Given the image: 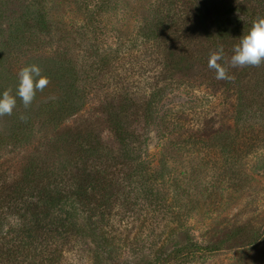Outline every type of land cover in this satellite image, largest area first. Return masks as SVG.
I'll list each match as a JSON object with an SVG mask.
<instances>
[{
    "label": "rangeland",
    "instance_id": "374dc122",
    "mask_svg": "<svg viewBox=\"0 0 264 264\" xmlns=\"http://www.w3.org/2000/svg\"><path fill=\"white\" fill-rule=\"evenodd\" d=\"M154 4L155 0H0V90L12 89L10 76L17 79L25 64H38L50 81L28 108L22 106L20 116L33 119L31 133L0 150V174L11 177L21 164L31 161L39 169L61 172L77 157V142L65 132L73 136L94 133L106 151L101 161L109 164L115 182L128 185L134 176L138 180L135 167L140 159L157 173L162 164L165 167L162 179L152 178L153 190L163 199L159 213L151 205L135 206L124 217L112 212L109 228L117 241L123 238L130 247L111 252L107 264L155 261L183 247L187 234L216 250L179 256L168 264H264V135L262 140L244 138L247 143L243 144L239 134L228 133L237 141L236 159L230 164H224L220 151L212 145L206 148L188 140L190 135L204 140L211 134L226 136L225 129L230 131L236 94L227 82L243 69L229 67L228 61L239 37L264 17V0H174L173 7L162 14ZM220 11L226 15H218ZM180 12L183 18L176 39L182 51L171 57L173 65H178L164 71L158 53L137 35L144 23L160 16L178 19ZM45 13L52 30L46 31L47 24H36V18ZM88 19L96 25L97 38L87 31ZM216 23L229 25L224 37L218 34ZM221 46L222 63L233 77L230 80L216 79L215 71L208 67L210 55ZM96 48L100 50L92 52ZM116 49L120 57L113 64L102 65L100 52ZM56 62L64 66L61 71L55 70ZM247 68L243 74L249 73L251 79H246L243 87L255 90L258 80L264 92V64ZM73 84L81 98L72 95V107L57 116L58 120L35 117L41 104L62 96V87ZM160 85L166 89L157 114L140 103L149 88ZM83 88H87L86 95L80 91ZM113 93L116 99L127 96L138 103L118 118L129 132L140 136L139 140L145 138L133 154H125L117 143L107 109ZM245 97L259 96L248 92ZM260 100L255 106L264 116V98ZM151 111L153 123L149 121ZM16 122L11 116H2L0 129L9 133ZM130 156L140 159L130 160ZM130 188L127 186L128 192ZM118 202L113 201L112 211ZM66 255L73 264H92L85 252L75 249Z\"/></svg>",
    "mask_w": 264,
    "mask_h": 264
},
{
    "label": "trees",
    "instance_id": "16d2710c",
    "mask_svg": "<svg viewBox=\"0 0 264 264\" xmlns=\"http://www.w3.org/2000/svg\"><path fill=\"white\" fill-rule=\"evenodd\" d=\"M157 1L155 0L154 5H156L155 9L159 14L168 12L174 5V0ZM159 2L166 6L161 7ZM194 7L197 12L196 4ZM220 14L226 15V12L220 11L218 15ZM160 17L154 22L144 23L139 29L137 38L141 39L144 44H149V48H153L155 53H158V64L163 66L165 71L178 65V63L173 65L171 57L178 53L177 51H182L176 38L179 36L178 29L181 28L180 20L183 16L180 12L178 19H170V16ZM231 21L235 22L233 19ZM88 23L90 29L87 31L97 38V28L94 21L88 19ZM36 24L40 27L47 24L46 31L52 30L46 13L43 16L40 14L36 18ZM216 25L218 34L220 37H224L225 28L229 25L227 23L220 25L216 23ZM90 37L88 34L89 41H91ZM13 41L19 45L17 38H14ZM121 47L123 45L119 48ZM118 49L113 52H100L102 65L105 63L113 64V61L121 55ZM99 50L96 48L92 52ZM62 68H64L62 64L55 63V70L61 71ZM242 69L246 71L248 68L242 67ZM243 70L235 79L227 82L234 86L233 89L236 94L230 116V131L223 130L227 132V135L211 134L212 136L210 135L208 139L204 140L196 139L192 135L188 138L189 141L198 142L206 148H209L210 145L215 147L217 151H220V159L223 160L224 164L226 161L229 163L236 159L234 149H236L237 141L233 139V135L229 137L228 133L239 134L243 138V144L247 143L244 138L262 140L264 135V116L260 108L255 106L257 102H262L260 99L264 97L260 96L264 95V92L260 90L258 80L255 81V90L243 87L246 79H248L247 82L251 79L249 73L243 74ZM10 78L11 83L15 86L16 81L13 82L12 80L16 79V76L13 75ZM14 86L12 89L15 90ZM77 88L74 84L69 87H62V91L60 90L62 96H55L50 101L41 104L35 117L42 116L43 119L53 122L58 120L57 116L60 117L72 107L73 103L70 99L72 95L78 97L77 100L81 98V94L79 96L75 91ZM165 89L166 87L163 85L149 88L144 94L140 106L143 105L147 111L152 109L158 114ZM80 91L86 95L87 88ZM248 92L251 93V96L259 97H245ZM110 96L107 109L109 116H111L117 143L122 150H125V154H129V152L133 154L137 145L144 144L145 138L139 140L140 136L135 132H129L125 124L118 118L131 104L134 103L138 106V103L135 101L132 103L131 97L125 96L116 99L115 93L110 94ZM22 106V102L17 99L16 108L10 116L15 122L16 119L24 121L14 123L9 133L0 129V150L7 144H15L30 135L32 129L30 124L33 119L21 118ZM151 113L152 111L149 115V121L153 123V113ZM65 136L73 138V143L77 142L76 159L79 158L80 161L78 159L74 161L73 158V162L67 164L69 165L68 168L65 165L63 171L58 172L52 168L39 169L36 163L31 161L27 164H21L18 173L11 177L0 174V264H73L68 260L66 253H71L75 249L78 252L89 254L92 264H107L111 252L130 247L124 243L123 238H119L117 241L113 230L109 228L108 223L112 217V212H114V216L122 215L124 217L126 212L133 211L135 206L147 205L150 207L151 205L155 212H158L162 205V196L153 190L152 178L153 175L161 179L164 177L165 173L162 169L165 167L163 164L157 173L151 169L150 164L141 160L139 156L136 158L130 156V160L140 159L138 166L135 167L139 179L136 180L134 176L128 185L121 180L115 182L113 172L108 170L109 164L101 161L106 151H104V146L98 135L76 133L73 136L70 132H65ZM163 136L164 134L161 135V137ZM97 159H99L98 162ZM144 171L147 172L146 177ZM173 183L174 181L171 182V184ZM127 186L131 187L130 192L127 191ZM114 200L119 202L115 210L112 211ZM127 206L129 207L127 208ZM179 215L181 214H176L177 217ZM213 250L216 248L199 244L187 234V240L184 241L183 247L177 248L164 257H156L155 261L152 259L146 264H168L169 261L179 256L194 257Z\"/></svg>",
    "mask_w": 264,
    "mask_h": 264
},
{
    "label": "clouds",
    "instance_id": "9594fccd",
    "mask_svg": "<svg viewBox=\"0 0 264 264\" xmlns=\"http://www.w3.org/2000/svg\"><path fill=\"white\" fill-rule=\"evenodd\" d=\"M223 60L224 49L221 46L210 55L208 67L215 71L216 79L230 80L233 77L229 74L228 67L222 63ZM261 64H264V17L255 20L247 32L239 37L228 61L229 67L232 68L255 67ZM49 82L38 64H25L17 73L15 90H0V117L13 114L17 99L28 108L37 92H42Z\"/></svg>",
    "mask_w": 264,
    "mask_h": 264
},
{
    "label": "water",
    "instance_id": "95a60500",
    "mask_svg": "<svg viewBox=\"0 0 264 264\" xmlns=\"http://www.w3.org/2000/svg\"><path fill=\"white\" fill-rule=\"evenodd\" d=\"M233 21H235V20H233Z\"/></svg>",
    "mask_w": 264,
    "mask_h": 264
}]
</instances>
